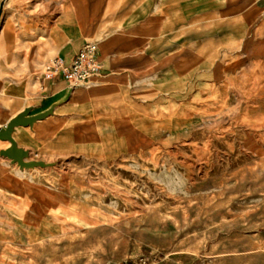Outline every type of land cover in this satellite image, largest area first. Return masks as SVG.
<instances>
[{
	"label": "rangeland",
	"instance_id": "1",
	"mask_svg": "<svg viewBox=\"0 0 264 264\" xmlns=\"http://www.w3.org/2000/svg\"><path fill=\"white\" fill-rule=\"evenodd\" d=\"M89 41L35 165L0 139V264H264V0H0V96Z\"/></svg>",
	"mask_w": 264,
	"mask_h": 264
},
{
	"label": "crops",
	"instance_id": "2",
	"mask_svg": "<svg viewBox=\"0 0 264 264\" xmlns=\"http://www.w3.org/2000/svg\"><path fill=\"white\" fill-rule=\"evenodd\" d=\"M73 54H71L70 56H68L67 54H61L60 56H64V57L69 58ZM257 57H259V56H256V58ZM251 59H246L245 62H243V63H247V64H251V65H257V60L253 61ZM103 73H104V69L102 68V74ZM102 74H101V76H102ZM211 76L213 77V79L215 78V72L214 71H212ZM244 77H245L244 72H242V74H240V79L244 80L245 79ZM227 79L231 82H234L235 85L236 84L238 85L239 79L237 78V76L230 75ZM64 82L65 81H63L61 78H54V79L43 81V88L41 90L40 97H38L37 98L38 100L33 102V103H27V100L29 101L30 99H33L34 93L29 94L27 96L28 97L27 100H26L25 95L21 96V94H19V93L10 92V91H5V93H2L0 96V109H4V112H1L2 118L4 119V123L3 124L1 123L0 127H5L7 122L11 118L20 114L23 110H25L27 108L30 109L28 116H33V115L44 113L53 104H55L63 96H65L66 88L64 86ZM263 82H264V80H263ZM263 86H264V83H263ZM263 100H264V98H263ZM7 101H11V103L9 105L10 110L8 108ZM8 110L10 112V115H7ZM48 117L49 116H46L43 119L35 120L32 125H40V123H43L46 119H48ZM183 122H184L183 120L182 121L177 120L176 125H182ZM22 127H24V126L19 125V126L15 127V129L16 128L21 129ZM12 137L16 141L13 132H12ZM3 142L6 143L5 148H7L9 145V141L4 140ZM18 146L23 148L22 145L21 146L18 145ZM23 149L25 150V148H23Z\"/></svg>",
	"mask_w": 264,
	"mask_h": 264
},
{
	"label": "built area",
	"instance_id": "3",
	"mask_svg": "<svg viewBox=\"0 0 264 264\" xmlns=\"http://www.w3.org/2000/svg\"><path fill=\"white\" fill-rule=\"evenodd\" d=\"M101 74L99 49L94 41L85 42L69 58L55 56L44 71L46 79L61 78L71 86L87 84Z\"/></svg>",
	"mask_w": 264,
	"mask_h": 264
},
{
	"label": "water",
	"instance_id": "4",
	"mask_svg": "<svg viewBox=\"0 0 264 264\" xmlns=\"http://www.w3.org/2000/svg\"><path fill=\"white\" fill-rule=\"evenodd\" d=\"M30 109L23 110L20 114L11 118L5 127H0V139L8 140L10 145L2 152L3 155L8 156L13 162H17L20 166H33L35 162L26 161L24 158L27 152L17 145V142L12 137V132L15 126H27L32 125L35 120L43 119L47 116L48 112L41 114L28 116Z\"/></svg>",
	"mask_w": 264,
	"mask_h": 264
},
{
	"label": "bare ground",
	"instance_id": "5",
	"mask_svg": "<svg viewBox=\"0 0 264 264\" xmlns=\"http://www.w3.org/2000/svg\"><path fill=\"white\" fill-rule=\"evenodd\" d=\"M15 127H17V126H15ZM15 127H14V129H15ZM14 131V130H13ZM8 141V140H7ZM30 168V167H29ZM31 168H33V167H31Z\"/></svg>",
	"mask_w": 264,
	"mask_h": 264
}]
</instances>
